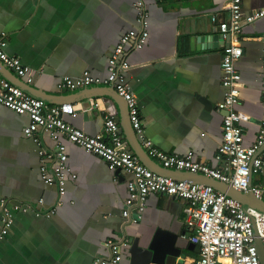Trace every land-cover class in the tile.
<instances>
[{"label": "crops", "instance_id": "crops-1", "mask_svg": "<svg viewBox=\"0 0 264 264\" xmlns=\"http://www.w3.org/2000/svg\"><path fill=\"white\" fill-rule=\"evenodd\" d=\"M135 1L0 0L2 50L33 72L29 85L47 94L50 105L74 106L76 116L65 115L64 121L88 136L103 135L104 117L113 118L129 150L121 122L127 116L126 106L119 96L97 87L60 91L57 84L63 76L76 78L83 71L107 76L108 58L118 40L137 29ZM143 3L148 36L141 49L126 47L125 80L136 97L144 135L167 154L192 153L195 161L220 167L215 156L223 115L216 106L223 99L224 45L216 22L227 19L225 0ZM241 7L242 15L248 16L264 8V0H242ZM263 32L262 18L243 25L242 56L235 64L242 84L236 111L245 147L253 144L261 120L258 37ZM106 94L120 99V110ZM200 100L212 104L209 118L201 117ZM28 123L27 115L0 106V202L6 200L9 209L33 206L24 213L12 212V224L0 240V264H91L94 258L108 256L106 240L124 243L119 264H135L137 248L146 247L157 231L177 236L180 255L167 256L165 264H195L198 251L188 240L191 229L184 221V200L150 194L142 219L127 221L121 212L130 175L115 174L102 159L62 136L58 140L65 146L66 163L75 178L67 177L65 193L56 205V188L44 185L39 176L38 148L22 133ZM39 136L47 149L54 146L46 131ZM249 181L264 185V167ZM53 207L50 217L43 216Z\"/></svg>", "mask_w": 264, "mask_h": 264}, {"label": "built area", "instance_id": "built-area-1", "mask_svg": "<svg viewBox=\"0 0 264 264\" xmlns=\"http://www.w3.org/2000/svg\"><path fill=\"white\" fill-rule=\"evenodd\" d=\"M242 0H225L227 19L218 21L217 29L223 41L220 61L221 86L223 99L217 104L216 111L222 112V140L217 149L215 159L221 163L213 168L199 163L189 153L184 157L167 154L153 146L144 135L142 119L136 97L130 92L125 80V72L129 65L125 62L126 47L141 49L147 39L148 13L143 0H136L133 7L136 12L137 29L123 34L116 44L107 62V76H92L83 71L76 78L63 76L58 90L75 91L88 87H111L121 97L128 111L131 128L146 154L163 169L184 171L199 174L224 184L238 192L250 193L264 203V185L250 184L251 174L261 172L264 167V32L258 37L260 49V106L262 109L259 130L253 144L245 147L239 127V116L236 106L239 103L240 75L235 64L242 56V27L258 19H264V8L255 10L248 16L242 15ZM215 22V16L210 18ZM5 35H0V63L24 83L30 84L33 72L20 63L19 59L3 52ZM226 44V45H225ZM0 106L17 115H27L29 123L22 129L24 137L32 139L38 147L39 176L46 186L56 188L59 198L65 193L67 177L75 178L67 166L65 146L58 140L59 136L75 146L90 152L102 159L109 170H120L130 175L127 182V197L121 216L131 223L142 219L144 202L150 194H159L177 200H184V221L191 229L188 240L198 251L195 264H260L255 246L254 223L257 236L264 252V214L246 208L226 194L204 184H191L175 180L172 177L156 173L146 167L129 150L120 135L119 126L113 118L104 117L103 135L88 136L64 121V116H76L71 104L50 105L45 101L30 96L8 80L0 77ZM47 132L54 140V146L47 149L40 138V132ZM6 200L0 202V240L4 239L12 224V212L33 210L30 204L6 207ZM43 203L38 200V205ZM55 207L43 212L50 217ZM134 211V216L132 215ZM124 243L106 240L108 256L94 258L91 264H119L121 247Z\"/></svg>", "mask_w": 264, "mask_h": 264}, {"label": "water", "instance_id": "water-1", "mask_svg": "<svg viewBox=\"0 0 264 264\" xmlns=\"http://www.w3.org/2000/svg\"><path fill=\"white\" fill-rule=\"evenodd\" d=\"M223 42V41H222ZM226 45V44H225ZM0 75L11 82L13 85L19 87L22 89L24 92L29 94L30 96H33L35 98H39L41 100H45V102H51L47 97V94H44L42 92L37 91L33 87H31L29 84L24 83L23 80L19 79L16 77L13 72L8 70L2 63H0ZM96 87H90V89H95ZM96 89H106V90H111L114 92L116 95L117 93L114 91L113 88L111 87H97ZM106 96L111 100L113 103L114 107L117 106V108L120 110V99H115L111 95L106 94ZM118 96V95H117ZM50 97V96H49ZM53 97V96H52ZM121 98V97H119ZM121 100L124 102V100L121 98ZM200 102L203 105V112H202V118H209L210 113L213 109V106L210 102H207L206 100H200ZM126 106V104H125ZM127 116L122 117V128L124 131V135L127 139L128 146L131 148L132 152L137 156V158L145 164L146 167L151 169L152 171L159 173L164 176H171L175 180H180V181H186L191 184H204L211 186L215 190H218L224 194H226L228 197H231L235 200H237L243 210L246 208L250 207L253 208L254 210H257L261 213L264 214V203L256 198H254L250 193H241L238 192L224 184H221L213 179L204 177L199 174H192L184 171H170L163 169L160 167V165H157L145 152V150L142 148L140 143L138 142L131 125L128 120V111L126 108ZM223 115L224 113L221 112ZM32 140V139H30ZM33 141V140H32ZM34 143V142H33ZM35 144V143H34ZM36 145V144H35ZM38 148V147H37ZM115 174H118L120 170H115ZM253 224V229H254V234L256 236L255 238V246L257 249V255L258 259L260 261V264H264V252H263V247L260 239L257 236V231L255 229L254 223ZM177 236L172 235V234H165L162 232L157 231L154 234V237L151 239L149 244L146 247H138V253L136 254V258L134 260L135 264H165L166 263V257L171 256V257H178L180 255V250L175 247V243ZM194 247V245H191V247Z\"/></svg>", "mask_w": 264, "mask_h": 264}]
</instances>
